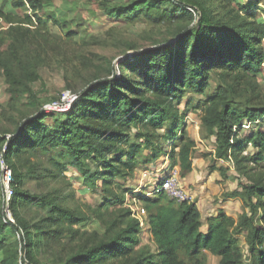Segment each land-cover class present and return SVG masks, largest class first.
Segmentation results:
<instances>
[{
    "label": "trees",
    "instance_id": "16d2710c",
    "mask_svg": "<svg viewBox=\"0 0 264 264\" xmlns=\"http://www.w3.org/2000/svg\"><path fill=\"white\" fill-rule=\"evenodd\" d=\"M49 2L12 0V9L23 16L0 10V19L9 26L0 32V71L11 104L26 94L29 106L36 102L31 86L39 79L37 64L22 54V49L26 43L38 47L39 40L46 43L36 31L45 22L39 17L33 20ZM102 9L109 11L107 6ZM118 17L173 28V41L139 49L125 58L118 66L120 77L113 74L93 79L75 94L67 113H44L41 108L46 104H42L34 117L18 124L9 139H2L5 149L0 162L12 172L10 211L14 223L5 224L0 202V252L5 255L0 264H18V244L22 246V261L38 264L35 252L42 245L59 244L68 235L82 242L63 264H205L207 254L217 257L219 264H264V128L257 127L248 137L238 136L243 121L258 125L264 118V104H257L255 87L250 84L254 94L245 107L240 108L237 101L240 84L247 85L263 72L264 26L246 16L220 20L209 10L182 0H130L119 8ZM6 37L9 41L3 50ZM211 81H215V89L200 107V122L206 134L215 138L214 158L231 161L238 176L249 181L241 191L224 195L238 200L244 212L238 220L220 212L203 221L196 202L177 203L165 194L154 193L142 200L146 228L156 247L151 253L141 247L142 230L114 192V182L131 178L139 166L158 160L161 150L154 147L152 137L165 127L167 117H174L163 136L165 142H172L168 155L171 166L178 167L183 177L193 171L195 142L178 122L175 103L189 93L205 94ZM133 130L137 131L135 137L143 139L140 144L130 143ZM248 147L255 150L254 155L243 154ZM55 150L60 151L61 160L49 158L40 166L38 155ZM91 163L95 170L90 169ZM259 164H263V173L251 174L258 167L251 169L250 165ZM68 169L82 178L86 188L101 192L103 202L90 214L102 234L74 229L88 218L66 207L67 198L73 197L71 191L63 198L59 192L44 196L22 188L29 178L66 181L63 175ZM25 207L44 211V218L33 223L22 218L19 209ZM243 232L246 263L238 241ZM16 235L18 241L11 244Z\"/></svg>",
    "mask_w": 264,
    "mask_h": 264
},
{
    "label": "rangeland",
    "instance_id": "374dc122",
    "mask_svg": "<svg viewBox=\"0 0 264 264\" xmlns=\"http://www.w3.org/2000/svg\"><path fill=\"white\" fill-rule=\"evenodd\" d=\"M129 1L50 0L49 3L44 5L43 10L36 15L37 17L32 14L34 22L38 20V17L45 22L44 26H37L36 31L39 39L46 40V43L39 40L41 42L40 47L26 43V48L22 49L24 50L22 54L25 53V56L31 57L37 64L39 79L31 86L36 102L34 107L29 106L31 100L26 94L18 103L11 104L8 85L0 71V158L5 149L4 142H1L2 139H9L10 135L16 131L18 124L28 117H34L42 104L55 101L66 91L78 94L97 77L105 75L111 77L113 74L120 77L119 64L125 58L134 56L137 50H148L157 45H163L165 42L172 43L173 28L154 26L144 20L131 23L119 19V8ZM182 1L194 5L200 10L207 9L214 17L220 20L231 21L238 16H246L251 22L260 23L264 26V0ZM11 2L12 0H0V10L7 14L23 16V12L12 9ZM104 6L109 9L107 13L103 12L102 8ZM242 9H245V11H242ZM194 25L195 23L191 24L188 30L192 29ZM8 27V24L0 19V32H6ZM34 29L30 28V30ZM7 41H9L8 37H6L3 50H6ZM215 78L217 80V77ZM209 84L210 88L206 90L205 94L189 93L179 103H175V110L178 111L179 117L178 122L185 128L189 138L195 142L193 161L197 171V175L194 177L196 182L192 181L186 192L191 196L195 192V186L199 184L202 176L211 175L213 172L218 173L219 181H216L215 185L219 187V190L221 189V192L214 197L211 207L207 210H201L203 221L209 218L211 211L215 213L219 208L221 209L220 212L225 210L226 214H229L231 218L238 220L244 212L240 202L224 195L231 194L234 191H241V188L248 185L249 181L242 176H238L231 161L224 162L213 159L215 138L206 134L200 122L202 117L200 107L206 102L205 97L215 89V81H211ZM249 84L251 87H255V94L258 96L257 104L262 103L263 105L264 62L263 72L257 79L248 81V87L245 84H240L239 92L241 94L237 98L241 105L239 106L240 108L245 107V101L254 94V92H251ZM173 119L174 117H167L165 127L157 131L152 137L154 147L159 146L161 150L158 160L154 164L139 166L131 178L127 180L116 179L114 182V192L123 200V206L141 209L144 206L142 200L151 198L163 178L175 173L179 181L182 182L181 179L189 175L183 177L178 167L173 168L171 166V161L168 157L171 152L172 142H165L163 136L170 129ZM257 124L243 121L242 128L238 130V136L248 137L252 130L257 127L264 128V118L259 120ZM136 133V130L132 131L131 144H140L143 141V139L135 137ZM174 141L175 144H178L177 138ZM243 154L251 156L255 154V150L248 147ZM38 158L41 161L40 164H42L40 166H43L47 164L49 158L60 161L61 153L59 150H55L52 153H41ZM35 161L37 162V160ZM255 166L258 169L252 170L251 174L259 175L263 173V164L250 165L251 169H254ZM90 169L95 170L96 165L91 163ZM1 176L0 167V184ZM63 178L66 181L51 178L45 181H33L29 178L25 180L22 188L28 193L44 196L59 192L63 198L67 195V192L71 191L73 197L67 198L65 201L66 207L88 218L78 226H75L74 229L80 232L91 233L95 231L102 234L103 230L90 214L91 210L102 204L101 192H93L86 188L82 178L73 169L66 170ZM66 183H69L71 187H66ZM118 184H120V187H118ZM116 185L119 189H116ZM225 187L228 193H225ZM0 202L4 210L2 184ZM213 206L216 209H213ZM115 208H118V206ZM19 210L21 217L32 223L40 221L45 216V212L39 209L25 207ZM205 229L204 227L203 231ZM18 239L19 235H16L10 243L17 242ZM140 239L143 249L151 253L156 251L147 228L141 232ZM238 241L246 263L248 254L245 232L238 235ZM81 242L82 239L79 237L72 239L69 235L64 236L59 244L48 243L47 245H42L35 252V260L38 264H63L66 259L73 255L76 248L81 245ZM15 249L18 254L17 263L26 264L22 261V246L18 244ZM4 256L0 252V262ZM205 264H219V259L207 254Z\"/></svg>",
    "mask_w": 264,
    "mask_h": 264
},
{
    "label": "built area",
    "instance_id": "2783aa9c",
    "mask_svg": "<svg viewBox=\"0 0 264 264\" xmlns=\"http://www.w3.org/2000/svg\"><path fill=\"white\" fill-rule=\"evenodd\" d=\"M76 99V95L70 91L63 92L61 96L46 105H44L41 110L44 113H67L70 111L73 102ZM2 176H1V184L4 191V212H5V224H13L14 220L10 211V201L13 195L11 190L12 184V172L11 170L3 163L0 164ZM154 193H162L165 194L170 200L176 201L177 203H191L193 202L192 197L186 192L183 188L179 178L175 173L166 176L161 180V184L159 187L154 190ZM153 193V194H154ZM129 210L131 212V217L135 219L141 230H145L146 228V212L143 208L139 209L137 207L133 208L129 206Z\"/></svg>",
    "mask_w": 264,
    "mask_h": 264
},
{
    "label": "crops",
    "instance_id": "0c3cea01",
    "mask_svg": "<svg viewBox=\"0 0 264 264\" xmlns=\"http://www.w3.org/2000/svg\"><path fill=\"white\" fill-rule=\"evenodd\" d=\"M214 153V151H213ZM213 159L216 160L214 158L213 155ZM218 173H214L211 175H205L202 176L201 179L199 180V184L197 186H195L196 190L194 193L191 194L193 201L196 202L198 209L200 210H207L209 207H211V202L213 201L214 197L219 194L221 192V189L219 190V187L215 185L216 181H219V178L217 177ZM197 175V171L195 169V165H194V169L193 171L185 178H182V182L181 184L183 185V188L185 190H187V188L189 187V185L192 183V181H195V178ZM184 182V184H183ZM198 183V182H197ZM227 186V185H226ZM225 193H228V190L225 187ZM213 209H216L215 206H213ZM220 208L217 209V212L213 213L214 211H211V215L208 216L209 218L211 217H215L218 213H220ZM216 211V210H215ZM202 213V212H201ZM222 213L226 214L227 212L224 210L222 211ZM229 217H231L229 214H226Z\"/></svg>",
    "mask_w": 264,
    "mask_h": 264
}]
</instances>
